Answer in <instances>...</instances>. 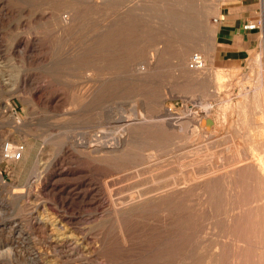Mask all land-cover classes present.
I'll use <instances>...</instances> for the list:
<instances>
[{
    "label": "rangeland",
    "instance_id": "obj_1",
    "mask_svg": "<svg viewBox=\"0 0 264 264\" xmlns=\"http://www.w3.org/2000/svg\"><path fill=\"white\" fill-rule=\"evenodd\" d=\"M219 1L0 0V264H264V139L238 123L264 89L263 17L222 45ZM204 106L85 149L132 112Z\"/></svg>",
    "mask_w": 264,
    "mask_h": 264
},
{
    "label": "bare ground",
    "instance_id": "obj_2",
    "mask_svg": "<svg viewBox=\"0 0 264 264\" xmlns=\"http://www.w3.org/2000/svg\"><path fill=\"white\" fill-rule=\"evenodd\" d=\"M262 17H263V30H264V12L262 13ZM70 19L69 18L61 19V25L67 27ZM103 29H104V26H103ZM104 30H106V29H104ZM263 46H264V31H263ZM152 51H154V54H155V50H152ZM151 57H150V59H151ZM152 59H153V57H152ZM152 59L150 60V62L152 61ZM194 63L197 66V69H195L196 71H199L200 69L203 68L202 63H201V65L198 64V62H194ZM262 67H263L262 68V75L263 76H262L261 81L264 85V66H262ZM148 68H150V65L148 66ZM238 92H240V93L237 94V96L241 98V91H238ZM249 92L253 94L252 98H251L252 100L250 101V104H248L247 107H245V110L243 109L242 115H241L242 119H241V121L238 120V123L241 122V126H240L241 129L250 128L252 130L251 132H249L251 137H253V138L258 137L259 139H264V89L260 86H254V87H250L248 89V91H246V94ZM160 111H161V114H156L154 116L145 117V118L144 117H137L133 114V112L130 115H128V117H126V118H123L122 116H121L122 118L121 117L117 118L116 119L117 137L115 138V143L109 144L106 147L107 144H103L102 142L101 143L97 142V144L95 143L92 145H86L85 149H89V150L92 149L94 151L97 150L98 153H99V151H108V152H112V153L115 152L116 153V151L120 150V147H122L123 140H125L124 137H127L126 134L130 131L138 130V129H142V128L143 129L149 128V127L152 128V126L154 127L156 124L159 126L161 125L164 129L169 130V131L175 130L178 128H182L183 126L184 127H186V126L190 127L191 125L196 126V124H198V121L200 119L211 117L212 112H213L211 106H204L200 111H198V113H196V112L189 113L185 117L177 118V120L172 123L171 122L172 120L170 121L168 118V116L170 115L168 110L161 108ZM205 128H207V127H205ZM183 130H184V128H183ZM188 130H190V129H188ZM118 153H120V152H118ZM259 162H262L261 158H260ZM260 166H261V172H262V170H264V167L262 166V164ZM83 181H84L83 179L79 180V182H77V185H81L83 183ZM87 195H88V190L83 191L80 195H78V197H80L81 199H85V197H87Z\"/></svg>",
    "mask_w": 264,
    "mask_h": 264
},
{
    "label": "crops",
    "instance_id": "obj_3",
    "mask_svg": "<svg viewBox=\"0 0 264 264\" xmlns=\"http://www.w3.org/2000/svg\"><path fill=\"white\" fill-rule=\"evenodd\" d=\"M263 10L264 0H220L214 18L220 43L228 47L248 44Z\"/></svg>",
    "mask_w": 264,
    "mask_h": 264
},
{
    "label": "built area",
    "instance_id": "obj_4",
    "mask_svg": "<svg viewBox=\"0 0 264 264\" xmlns=\"http://www.w3.org/2000/svg\"><path fill=\"white\" fill-rule=\"evenodd\" d=\"M194 58V61L195 62H198V64L201 65V61H200V56L198 55H194L193 56ZM23 147L22 146H18L16 148H10L8 145L5 147V149L3 150V156H4V159H7V160H13V161H17L21 158L22 154H23Z\"/></svg>",
    "mask_w": 264,
    "mask_h": 264
}]
</instances>
